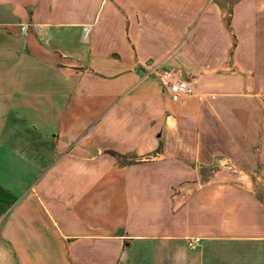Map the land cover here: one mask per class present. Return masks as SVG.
<instances>
[{
  "label": "crops",
  "instance_id": "crops-1",
  "mask_svg": "<svg viewBox=\"0 0 264 264\" xmlns=\"http://www.w3.org/2000/svg\"><path fill=\"white\" fill-rule=\"evenodd\" d=\"M0 24V264H264V0H0Z\"/></svg>",
  "mask_w": 264,
  "mask_h": 264
},
{
  "label": "built area",
  "instance_id": "built-area-1",
  "mask_svg": "<svg viewBox=\"0 0 264 264\" xmlns=\"http://www.w3.org/2000/svg\"><path fill=\"white\" fill-rule=\"evenodd\" d=\"M32 28L33 26L29 23L22 24L20 26V35L26 37ZM0 30H6V26L0 24ZM150 72L155 76L164 93L168 95L170 101L173 103L178 102L180 98L184 96L196 94L195 86L192 81L186 80L170 70L159 69L154 66ZM199 242V238L188 239V248L192 250L196 249Z\"/></svg>",
  "mask_w": 264,
  "mask_h": 264
}]
</instances>
